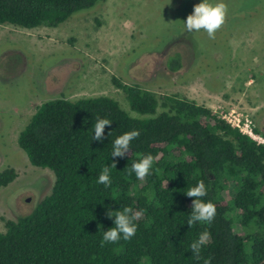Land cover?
<instances>
[{
	"label": "trees",
	"instance_id": "trees-1",
	"mask_svg": "<svg viewBox=\"0 0 264 264\" xmlns=\"http://www.w3.org/2000/svg\"><path fill=\"white\" fill-rule=\"evenodd\" d=\"M104 1L0 0V25L55 28ZM180 61L174 53L165 67L176 72ZM111 82L142 118L105 96L52 98L18 133L17 147L29 165L49 170L54 180L29 214L4 221L0 264H203L208 257L211 264H264V146L202 105L174 95L158 101L136 85ZM98 119L111 121L101 141L92 139ZM134 130L140 135L129 152L113 157L115 139ZM149 154L150 174L144 180L129 175ZM113 163L106 188L98 177ZM15 177L13 169L2 170L0 188ZM201 180L207 188L202 199L215 205L216 215L210 225L189 228L193 198L185 194ZM125 207L143 213L134 221L135 235L101 247L103 233L115 227L106 213ZM203 231L211 239L197 261L190 245Z\"/></svg>",
	"mask_w": 264,
	"mask_h": 264
},
{
	"label": "rangeland",
	"instance_id": "rangeland-1",
	"mask_svg": "<svg viewBox=\"0 0 264 264\" xmlns=\"http://www.w3.org/2000/svg\"><path fill=\"white\" fill-rule=\"evenodd\" d=\"M201 2L105 0L55 28L0 25V172L11 168L16 174L0 188V233L4 221L29 214L53 184L52 173L29 165L16 144L30 116L49 99L105 96L130 117L142 118L129 110L111 82L115 78L158 101L174 95L227 120L247 119L264 143V0H208L228 9L215 39L203 29L185 30ZM174 53L181 68L169 72L165 61Z\"/></svg>",
	"mask_w": 264,
	"mask_h": 264
},
{
	"label": "clouds",
	"instance_id": "clouds-1",
	"mask_svg": "<svg viewBox=\"0 0 264 264\" xmlns=\"http://www.w3.org/2000/svg\"><path fill=\"white\" fill-rule=\"evenodd\" d=\"M227 5L224 3H217L214 6L208 3V0L195 5L192 14L187 16L184 27L187 32L204 30L210 39H215V33L221 28L225 21L227 14ZM111 121L108 119H98L94 126V136L92 139L101 141L104 138V129L110 125ZM110 132L108 135L110 136ZM139 131H131L118 136L113 143V157H124L131 148V142L138 138ZM154 157L149 154L143 156L139 162L133 163L128 169V174H135L139 180H144L152 169ZM115 163L111 166H105L102 169L101 174L98 177V183L103 184L106 188L111 185L110 172L115 168ZM187 197L193 198L192 211L187 220V224L190 227L195 223H207L211 224L216 215V207L211 202H204L202 199L207 195V188L203 180L199 181L195 187L190 188L186 194ZM109 219H114L115 227L109 229L103 233L101 241V247L105 243L115 244L121 239L127 241L130 240L136 233V225L134 221L141 218L142 211L133 212L129 207H125L122 211H108L106 213ZM211 239V234L208 231L200 233L198 239L190 245V249L194 258L199 261L202 259L201 249ZM203 264H211V257L203 260Z\"/></svg>",
	"mask_w": 264,
	"mask_h": 264
},
{
	"label": "built area",
	"instance_id": "built-area-1",
	"mask_svg": "<svg viewBox=\"0 0 264 264\" xmlns=\"http://www.w3.org/2000/svg\"><path fill=\"white\" fill-rule=\"evenodd\" d=\"M221 118V117H220ZM223 119L228 125H230L231 127H235L239 130L240 133L247 135L248 137H250L252 140L256 141L257 143H260L264 146L263 142H260L256 139V137L252 134V130H250L249 126H248V121L247 119H244V122L241 123V121L238 118H234V120H230L227 118H221Z\"/></svg>",
	"mask_w": 264,
	"mask_h": 264
},
{
	"label": "water",
	"instance_id": "water-1",
	"mask_svg": "<svg viewBox=\"0 0 264 264\" xmlns=\"http://www.w3.org/2000/svg\"><path fill=\"white\" fill-rule=\"evenodd\" d=\"M27 200V199H26Z\"/></svg>",
	"mask_w": 264,
	"mask_h": 264
}]
</instances>
